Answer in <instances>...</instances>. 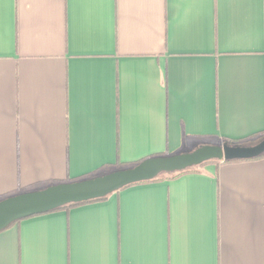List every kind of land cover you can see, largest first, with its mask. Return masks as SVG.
I'll list each match as a JSON object with an SVG mask.
<instances>
[{
  "label": "crops",
  "instance_id": "1",
  "mask_svg": "<svg viewBox=\"0 0 264 264\" xmlns=\"http://www.w3.org/2000/svg\"><path fill=\"white\" fill-rule=\"evenodd\" d=\"M264 133V0H0V201ZM0 264H264V158L0 232Z\"/></svg>",
  "mask_w": 264,
  "mask_h": 264
},
{
  "label": "water",
  "instance_id": "2",
  "mask_svg": "<svg viewBox=\"0 0 264 264\" xmlns=\"http://www.w3.org/2000/svg\"><path fill=\"white\" fill-rule=\"evenodd\" d=\"M264 154V137L251 146L204 145L193 152L146 159L132 168L88 180L59 184L0 201V232L23 219L50 213L71 204L102 199L123 188L182 172L210 161L253 160Z\"/></svg>",
  "mask_w": 264,
  "mask_h": 264
},
{
  "label": "trees",
  "instance_id": "3",
  "mask_svg": "<svg viewBox=\"0 0 264 264\" xmlns=\"http://www.w3.org/2000/svg\"><path fill=\"white\" fill-rule=\"evenodd\" d=\"M263 137H264V133L259 134V135H256V136L251 137V138H248V139H244V140H225L223 142V144H227V145H230V146H251V145L257 144ZM262 158H264V154L261 157L256 158V159H253V160H258V159H262ZM242 161H248V160H242ZM242 161H210V162H206V163H204V164H202L200 166H197V167H194V168H191V169L182 171V172H178V173H174V174H163V175H160L158 178H156L154 180L146 181V182H141V183H137V184H145V183L159 182V181H164V180H172V179L179 178V177H181L183 175H186V174L201 173L202 170L207 165H210V164L220 165L222 163H235V162H242ZM134 166L135 165H131V166L126 167V166L119 165L113 171L124 170V169H128V168H132ZM98 176H100V175H95V176L89 177V178L88 177L87 178L85 177V178H82V179H80V180H78L76 182L88 180V179H91V178H94V177H98ZM137 184H133V185H137ZM133 185H130V186H133ZM127 187H129V186H127ZM105 199H107V197L102 198V199L93 200V201L78 203V204H71V205H68L66 207L60 208V209H58L56 211L64 210V209H70V208L77 207V206H80V205H84V204H87V203H93V202L103 201ZM53 212H55V211H53Z\"/></svg>",
  "mask_w": 264,
  "mask_h": 264
}]
</instances>
